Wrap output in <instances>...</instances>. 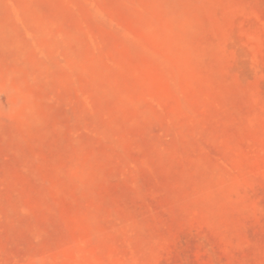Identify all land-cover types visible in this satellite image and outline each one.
Returning <instances> with one entry per match:
<instances>
[{
    "label": "rangeland",
    "instance_id": "obj_1",
    "mask_svg": "<svg viewBox=\"0 0 264 264\" xmlns=\"http://www.w3.org/2000/svg\"><path fill=\"white\" fill-rule=\"evenodd\" d=\"M0 264H264V0H0Z\"/></svg>",
    "mask_w": 264,
    "mask_h": 264
}]
</instances>
